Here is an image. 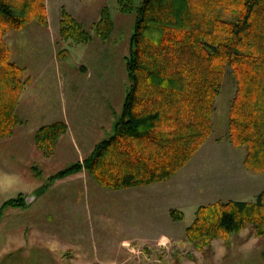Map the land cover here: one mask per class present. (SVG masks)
<instances>
[{
    "label": "rangeland",
    "instance_id": "rangeland-1",
    "mask_svg": "<svg viewBox=\"0 0 264 264\" xmlns=\"http://www.w3.org/2000/svg\"><path fill=\"white\" fill-rule=\"evenodd\" d=\"M134 1L140 5L141 0ZM46 7L47 24L32 21L5 35L10 59L24 68L28 84L17 108L20 123L12 136L0 140V213L7 201L44 190L26 211L4 210L2 218L7 215L19 225L16 238L26 231L21 228L24 213L31 228L51 224L40 234L30 228L31 238L53 235L83 244L86 259L77 264H264V237H257L252 226L205 247L190 242L186 233L199 207L252 203L264 191V172L248 166L247 148L228 138L237 89L230 68L216 103L212 135L171 180L114 191L102 188L87 171L56 178L114 134L130 88L126 62L137 14L121 12L117 0H46ZM63 9L91 35V42L61 37ZM105 9L114 28L103 40L96 26ZM55 123H64L67 130L48 154L37 145L36 135ZM172 210L183 219H173ZM124 238L129 246L122 245ZM20 257V251L12 253V264H22ZM53 257L50 264L69 263Z\"/></svg>",
    "mask_w": 264,
    "mask_h": 264
},
{
    "label": "trees",
    "instance_id": "trees-1",
    "mask_svg": "<svg viewBox=\"0 0 264 264\" xmlns=\"http://www.w3.org/2000/svg\"><path fill=\"white\" fill-rule=\"evenodd\" d=\"M123 13L137 14L126 70L130 80L114 134L84 161L56 176L87 171L102 188L124 190L171 180L195 157L213 133L216 103L227 69L236 78L228 138L246 147L247 165L264 172V0H117ZM32 21L47 24L46 0H0V140L20 123L17 108L27 81L11 61L5 35ZM114 28L105 9L96 26L106 40ZM60 34L77 44L93 40L65 9ZM64 123L41 128L37 145L50 154ZM41 194L44 190L38 191ZM26 198L7 207H26ZM175 220L183 215L172 210ZM252 226L264 237V191L255 202L201 206L187 228L201 247Z\"/></svg>",
    "mask_w": 264,
    "mask_h": 264
},
{
    "label": "crops",
    "instance_id": "crops-1",
    "mask_svg": "<svg viewBox=\"0 0 264 264\" xmlns=\"http://www.w3.org/2000/svg\"><path fill=\"white\" fill-rule=\"evenodd\" d=\"M149 187H147V189ZM41 195L38 194L39 197H41ZM32 204L28 207L32 206ZM19 209L24 211L27 210L26 208ZM12 210L8 213V215L11 217L14 215V210ZM23 214L24 213H22L21 216L23 220L21 223L23 224L21 228L25 229L26 231L24 233V237L21 239H18L16 238L17 236H15V229H19V225L16 227V224L11 222L12 219L8 220L6 215V219L2 218L3 220L0 222V264H2L4 258H7V261L12 264V259L10 258L11 254L17 251L21 252L20 261L22 264H50L52 260H55L53 254L58 256L56 261L61 262V260H66L69 263L71 262V264H77L80 263L84 258L86 259L85 253H87V249H84V247H82L83 244H79V241L75 242L68 239L62 240L61 238H57L53 235H47V237L38 236V238H31L29 230L33 228V230L39 231L38 233L40 234L41 229H48L50 228L51 224L49 225L42 223L41 227L38 226L39 228L35 225L31 228L30 221ZM5 220L7 221L4 222ZM125 239L126 238L123 239L122 245L129 246L130 242ZM47 251L50 252L48 255L46 254Z\"/></svg>",
    "mask_w": 264,
    "mask_h": 264
},
{
    "label": "water",
    "instance_id": "water-1",
    "mask_svg": "<svg viewBox=\"0 0 264 264\" xmlns=\"http://www.w3.org/2000/svg\"><path fill=\"white\" fill-rule=\"evenodd\" d=\"M37 196H38V194L36 193V194H33L31 197H27L26 198V204L31 205L35 201Z\"/></svg>",
    "mask_w": 264,
    "mask_h": 264
}]
</instances>
